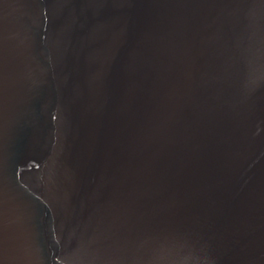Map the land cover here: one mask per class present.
Masks as SVG:
<instances>
[{"label": "water", "instance_id": "95a60500", "mask_svg": "<svg viewBox=\"0 0 264 264\" xmlns=\"http://www.w3.org/2000/svg\"><path fill=\"white\" fill-rule=\"evenodd\" d=\"M0 264H264V0H0Z\"/></svg>", "mask_w": 264, "mask_h": 264}]
</instances>
